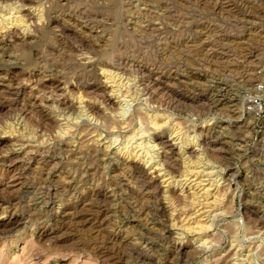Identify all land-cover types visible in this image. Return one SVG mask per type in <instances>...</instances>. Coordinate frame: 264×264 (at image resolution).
Returning a JSON list of instances; mask_svg holds the SVG:
<instances>
[{
	"label": "rangeland",
	"instance_id": "374dc122",
	"mask_svg": "<svg viewBox=\"0 0 264 264\" xmlns=\"http://www.w3.org/2000/svg\"><path fill=\"white\" fill-rule=\"evenodd\" d=\"M263 67L264 0H0V264H264Z\"/></svg>",
	"mask_w": 264,
	"mask_h": 264
},
{
	"label": "built area",
	"instance_id": "2783aa9c",
	"mask_svg": "<svg viewBox=\"0 0 264 264\" xmlns=\"http://www.w3.org/2000/svg\"><path fill=\"white\" fill-rule=\"evenodd\" d=\"M264 67L258 70L261 79H258L251 88L250 96L246 102L247 111L261 117L264 114Z\"/></svg>",
	"mask_w": 264,
	"mask_h": 264
},
{
	"label": "bare ground",
	"instance_id": "6f19581e",
	"mask_svg": "<svg viewBox=\"0 0 264 264\" xmlns=\"http://www.w3.org/2000/svg\"><path fill=\"white\" fill-rule=\"evenodd\" d=\"M70 30H68V32H69ZM13 91V90H12ZM219 150V149H218ZM136 171H137V173L141 176V177H143V179H145V180H147L148 182H152L153 180H154V178L152 177V176H150L148 173H146V171L145 170H143L142 168H140V167H137L136 166ZM3 225L4 224V222H0V225ZM11 226V225H10Z\"/></svg>",
	"mask_w": 264,
	"mask_h": 264
}]
</instances>
